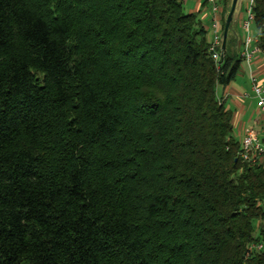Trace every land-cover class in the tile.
I'll return each instance as SVG.
<instances>
[{"label":"trees","instance_id":"1","mask_svg":"<svg viewBox=\"0 0 264 264\" xmlns=\"http://www.w3.org/2000/svg\"><path fill=\"white\" fill-rule=\"evenodd\" d=\"M187 1L0 0V264H264V158L222 98L241 11L214 61Z\"/></svg>","mask_w":264,"mask_h":264},{"label":"built area","instance_id":"2","mask_svg":"<svg viewBox=\"0 0 264 264\" xmlns=\"http://www.w3.org/2000/svg\"><path fill=\"white\" fill-rule=\"evenodd\" d=\"M253 0H243L241 6V16L239 19V28L242 33L241 43L242 48L240 55L243 62L251 65L255 55L259 49L256 46V36L250 33V25L253 20L252 13ZM206 10L209 17L208 34L209 48L208 51L214 61L219 59L220 38H221V20H222V0H206ZM251 91L256 100V107L264 113V85L257 76L250 72ZM239 156L242 161L254 163L264 158V146L258 134L247 127L240 137ZM262 248V243H254L249 245V250Z\"/></svg>","mask_w":264,"mask_h":264},{"label":"crops","instance_id":"3","mask_svg":"<svg viewBox=\"0 0 264 264\" xmlns=\"http://www.w3.org/2000/svg\"><path fill=\"white\" fill-rule=\"evenodd\" d=\"M203 0H191L187 9L198 11L199 17L206 23L207 10ZM189 3L187 1L186 5ZM240 16V15H239ZM250 72L255 74L264 85V57L255 55L252 64H242L241 72L223 92L222 98L227 108L232 110L234 134L238 139L247 127H254L262 139L264 137V113L256 107V100L251 91ZM264 146V143H262Z\"/></svg>","mask_w":264,"mask_h":264},{"label":"water","instance_id":"4","mask_svg":"<svg viewBox=\"0 0 264 264\" xmlns=\"http://www.w3.org/2000/svg\"><path fill=\"white\" fill-rule=\"evenodd\" d=\"M242 1L243 0H225V7L223 11V25L219 45L221 57L225 52L228 36L231 33H234L236 36H238L236 23L240 15Z\"/></svg>","mask_w":264,"mask_h":264},{"label":"rangeland","instance_id":"5","mask_svg":"<svg viewBox=\"0 0 264 264\" xmlns=\"http://www.w3.org/2000/svg\"><path fill=\"white\" fill-rule=\"evenodd\" d=\"M191 3V0H189V3L187 4V5H184V7H185V9H187V7H188V5ZM207 19H206V23H208V20H209V17H208V14H207V17H206ZM250 33L251 34H253V29H252V27H250ZM252 129L257 133V130L254 128V127H252Z\"/></svg>","mask_w":264,"mask_h":264}]
</instances>
